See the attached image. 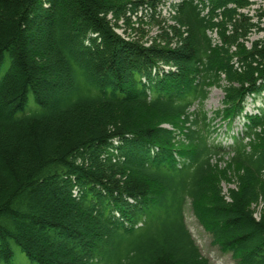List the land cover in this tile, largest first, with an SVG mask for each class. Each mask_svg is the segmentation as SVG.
I'll return each instance as SVG.
<instances>
[{"label": "trees", "instance_id": "16d2710c", "mask_svg": "<svg viewBox=\"0 0 264 264\" xmlns=\"http://www.w3.org/2000/svg\"><path fill=\"white\" fill-rule=\"evenodd\" d=\"M163 1L0 0V264L10 242L36 264H210L186 202L222 253L264 264V107L245 112L264 92V0L253 15L249 0H207L206 15L182 0L145 45L132 19ZM43 26L51 59L31 46Z\"/></svg>", "mask_w": 264, "mask_h": 264}, {"label": "rangeland", "instance_id": "374dc122", "mask_svg": "<svg viewBox=\"0 0 264 264\" xmlns=\"http://www.w3.org/2000/svg\"><path fill=\"white\" fill-rule=\"evenodd\" d=\"M253 4L251 5L249 9V14L253 15L255 10H258L261 6V0H250ZM163 8L162 12L164 13L166 11V6H160L159 9ZM162 17L166 18V15H162ZM133 25V31L135 32V36L139 37L142 41H144L145 45H149L150 42L154 41L156 37L160 34L161 31L159 29L166 28L167 25H170V21L163 20V18H155V21H149V18L146 16L142 19V21H136V19H132ZM52 27V26H51ZM53 31V27L50 28L49 26H43L35 28L33 32V37L31 38V46L37 49V52L39 54H42L43 56H46L47 59L52 58V53L50 48V43L52 40L51 31ZM128 31V30H127ZM126 31V32H127ZM118 33L121 32L120 29L117 30ZM214 37V35H212ZM260 35L254 34L251 36L250 41L253 39L258 38ZM249 46V44H247ZM174 44H170V48H173ZM54 64V63H53ZM55 65V64H54ZM57 66V65H56ZM46 94L43 95V99L48 100L50 99L52 87H46ZM223 98V93L221 90L217 88H210L208 92L207 99L204 101V111L206 112L207 116L210 117L211 112L220 108V103ZM264 107V92L260 94L259 97H257L255 100L247 99L246 101V108L245 112L247 113H256L257 109ZM193 109H191L192 111ZM242 118H237L234 122V126L232 129V134L240 133L242 130ZM165 128L167 126H164ZM221 132L224 131V129L220 130ZM213 137H215L213 135ZM216 142H221L223 145H229L231 143V140L228 136L225 138L222 137L221 134H218L215 138ZM229 159L228 157H224L222 162H219V166L221 168H227L228 169V176L230 182H222L221 183V189L224 194V196L227 197L228 190L234 189L236 187V175L237 170H235L232 166H229ZM229 166V167H227ZM261 193L263 197H259L257 203L255 206H253L254 215L256 218H258L259 211L262 207H264V191L261 190ZM44 206H49L48 202L42 201L41 203ZM37 205V204H36ZM40 205V204H39ZM186 206L184 207V222L185 225L191 234V237L193 241L195 242L196 246L199 249L200 255L207 259L210 264H237L232 256L229 253H222L216 246L212 244V240L210 235L200 226L196 218L194 217L190 203L186 202ZM75 217L74 213L71 214V217H68L69 219H72V217ZM73 217V218H74ZM76 219V217H75ZM77 222L78 228H81L84 230L87 226H84L86 223L84 220H75ZM87 225V224H86ZM38 235V234H36ZM39 237V235H38ZM11 250L13 251V260L10 264H36L25 256L18 247L10 242ZM55 247V246H54ZM54 247H50L53 251H58L60 254L57 253V257L61 260H65L67 258V254H65L63 248H58V250L54 249ZM50 250V251H52Z\"/></svg>", "mask_w": 264, "mask_h": 264}]
</instances>
